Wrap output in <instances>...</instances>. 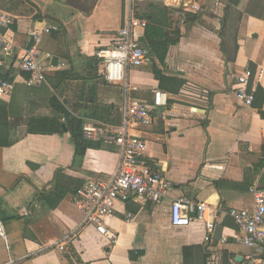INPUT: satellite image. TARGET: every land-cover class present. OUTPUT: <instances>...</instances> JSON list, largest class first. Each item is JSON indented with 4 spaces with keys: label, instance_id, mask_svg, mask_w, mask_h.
<instances>
[{
    "label": "crops",
    "instance_id": "crops-1",
    "mask_svg": "<svg viewBox=\"0 0 264 264\" xmlns=\"http://www.w3.org/2000/svg\"><path fill=\"white\" fill-rule=\"evenodd\" d=\"M28 1L33 11L26 15L0 8L16 18L9 34L16 58L33 45L30 31L57 26L40 46L51 57L44 60V84L69 103L71 111L78 109L75 115L85 114L91 106L83 99L96 91L97 106L119 110L120 124L101 123L107 127L121 126L130 102L150 105L154 124L130 132L146 141L143 170L162 172L173 188L162 204L135 199L117 203L106 221L108 235L100 236L94 227L82 226L84 215L74 203L77 192L90 182L116 175L121 151L102 144L79 161L68 133L26 135L22 128L18 143L0 148V214L4 208L11 212L5 216L9 247L0 240V264H184L185 248H202L206 264L242 260L247 250L238 243L240 233L228 213L252 208L251 187L264 191V106L261 111L243 107L235 95L236 78L252 68L264 89V0H166L137 9L139 17L150 21L154 16L166 32L180 34L159 68L166 78L184 83L178 93L171 92L170 82L161 88L152 63L128 70L125 84L112 86L100 75L98 60L97 79L91 78L95 72L89 60L110 46L125 26L127 0H57L65 5L64 12L52 10V0ZM181 2L185 11L195 4L202 10L182 18L173 8ZM163 7L170 13L162 12ZM145 33L140 32L143 47ZM55 57L58 67L52 66ZM66 70L89 80L60 86L56 73ZM27 76L15 79L13 101L29 96L21 91ZM156 90L172 96L166 107L153 108ZM58 170H64L61 184L68 190L59 201L54 184ZM181 197L206 204L215 214L199 221L194 213L183 225H175L172 206ZM127 215L133 217L129 222ZM9 220L17 222L15 230L8 229ZM207 223L222 226L227 244L205 242ZM67 239L75 255L71 259L58 249Z\"/></svg>",
    "mask_w": 264,
    "mask_h": 264
},
{
    "label": "built area",
    "instance_id": "built-area-1",
    "mask_svg": "<svg viewBox=\"0 0 264 264\" xmlns=\"http://www.w3.org/2000/svg\"><path fill=\"white\" fill-rule=\"evenodd\" d=\"M166 0H127L128 10L126 24L110 46L100 49L96 53L99 60V72L105 82L112 86H123L127 80V71L141 68L152 63L150 52L141 44L140 32L146 30L148 22L136 17L137 9L144 4L165 3ZM178 15L185 18L189 11L200 12L198 4L184 10L183 3L173 7ZM16 26V18L0 10V71H12V80L4 81L0 78V100H10L15 79L22 73L27 74L28 85L39 86L47 82L48 68L45 58L51 59L49 54L41 51V44L45 36L52 35L58 30L57 26L50 25L42 30H32L29 37L33 45L24 50L20 58H16L14 44L9 34ZM252 71L248 68L236 78L235 95L243 107H252L254 95L249 90ZM171 95L156 90L154 92L153 108L166 107ZM65 122V119H62ZM154 124L152 107L142 101L130 102L124 112L121 126L107 127L104 124L85 121L83 127L84 138L88 141H100L103 145L117 148L122 153L120 170L108 180L90 182L85 188L77 192L75 207L83 213L84 227H94L100 236L108 235L106 221L112 217L117 203H127L130 200H141L145 203L162 204L172 190V183L162 172L148 173L146 167L147 144L142 138L132 135V128H146ZM253 197L251 209H232L228 215L237 226L240 237L238 243L246 248L242 260L233 259L231 264H264V191L258 186L249 190ZM197 213L199 221H205L206 214L214 211L206 204L195 203L186 197L176 200L172 206V219L175 225H183L188 216ZM215 214V213H214ZM127 221L133 219L127 215ZM216 225L207 223L205 242L214 240ZM0 240L9 247V239L4 222L0 216ZM67 242L58 244L59 251L72 257ZM221 245L227 244L222 237L218 241Z\"/></svg>",
    "mask_w": 264,
    "mask_h": 264
},
{
    "label": "trees",
    "instance_id": "trees-1",
    "mask_svg": "<svg viewBox=\"0 0 264 264\" xmlns=\"http://www.w3.org/2000/svg\"><path fill=\"white\" fill-rule=\"evenodd\" d=\"M161 11L170 13V10L166 7H163ZM136 17L143 20L148 19L139 17L137 13ZM145 32L146 46L144 45V47L152 55V67L156 79L160 81L162 89L164 83L170 82L174 86L171 92L178 93L184 83L177 79L166 78L159 68L166 64L169 47L179 42V32L177 30L173 33L166 32L154 16L148 21ZM222 50L224 51L223 47ZM97 63L98 59L96 58L89 60L88 63L95 72V76L92 75L91 77L92 79H97V69L95 68ZM250 70L253 74L249 85V90L254 95L253 107L261 111L264 106V89L258 83V73H255L252 68ZM70 73L71 70L56 73L60 86L72 81L89 80L88 76L82 79ZM11 76L12 71L10 70L0 71V78L4 81H11ZM26 79H29V76ZM16 89L17 87L14 84L12 99L9 102L0 100V148H10L18 143L21 138L19 133L22 128H25L26 135H63L68 133L75 148L74 158L82 161L89 150H98L102 146L100 141H88L84 138L83 127L85 120L89 119L94 122L113 125L120 124V120H117V118L119 119V110L111 105L97 106L96 91L93 89L87 98L83 99L85 103L91 106L89 109H86L84 115H75L78 109L71 111L68 107L69 103L61 101L58 94L51 91L46 84L39 86L25 84L21 91L29 96L23 95L22 101H17L16 99L13 101V96L17 92ZM110 116L115 117L113 122L109 120ZM62 119H65V122H62ZM63 177L64 170H58L54 183L58 201L64 199L68 191L62 187L61 180ZM54 206L52 204L51 207ZM0 216L5 225L7 219L2 214ZM71 252L73 253L72 250ZM72 256L75 257L74 253ZM66 257L72 258L70 256ZM183 257L184 264H206V257L203 255L202 248H185L183 250Z\"/></svg>",
    "mask_w": 264,
    "mask_h": 264
},
{
    "label": "rangeland",
    "instance_id": "rangeland-1",
    "mask_svg": "<svg viewBox=\"0 0 264 264\" xmlns=\"http://www.w3.org/2000/svg\"><path fill=\"white\" fill-rule=\"evenodd\" d=\"M28 2H29L28 0H27V3L26 2L23 3L22 0H0V5H1L0 8L3 7L7 11L11 12L14 15H18V14L26 15V14H29V10L33 11V8L31 7V5ZM52 4H53L51 6L52 10L58 9V10H61L62 12H64V9H65L64 4H59L57 2V0H52ZM51 13H55V12L52 11ZM2 189H4V188H2ZM2 215L4 217L5 216H11V212L8 209L5 210V208H4V212H2ZM16 226H17V222L14 223V221H11V220L8 221V225H7L8 229L15 230Z\"/></svg>",
    "mask_w": 264,
    "mask_h": 264
},
{
    "label": "water",
    "instance_id": "water-1",
    "mask_svg": "<svg viewBox=\"0 0 264 264\" xmlns=\"http://www.w3.org/2000/svg\"><path fill=\"white\" fill-rule=\"evenodd\" d=\"M52 66L58 67V58L55 57L53 59ZM222 232H223L222 226H216L215 233H214V240L220 241L222 239Z\"/></svg>",
    "mask_w": 264,
    "mask_h": 264
}]
</instances>
